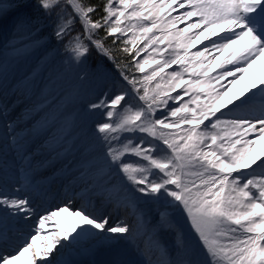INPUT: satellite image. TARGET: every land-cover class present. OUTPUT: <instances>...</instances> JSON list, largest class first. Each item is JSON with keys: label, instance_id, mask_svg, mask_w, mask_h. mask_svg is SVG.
<instances>
[{"label": "snow or ice", "instance_id": "6c2138e0", "mask_svg": "<svg viewBox=\"0 0 264 264\" xmlns=\"http://www.w3.org/2000/svg\"><path fill=\"white\" fill-rule=\"evenodd\" d=\"M258 65L264 0H0V264H264Z\"/></svg>", "mask_w": 264, "mask_h": 264}, {"label": "bare ground", "instance_id": "6f19581e", "mask_svg": "<svg viewBox=\"0 0 264 264\" xmlns=\"http://www.w3.org/2000/svg\"><path fill=\"white\" fill-rule=\"evenodd\" d=\"M179 11H183L182 9L179 10ZM177 13H173V15H176ZM188 22H191V21H188ZM185 23L187 22H182V23H179L177 25L178 28H183L185 26ZM195 49H192V51H194ZM158 59H160V57H158ZM259 67V70H260V74L261 75H264L262 74V67L263 65H258V66H254L253 69H249L248 72H247V75H248V78L250 77V75L253 73V71H255V69ZM167 71V70H166ZM219 71V70H217ZM215 73H210V75H214ZM239 75V74H237ZM244 75V74H243ZM187 79H188V76L186 75ZM245 78V77H244ZM231 79V78H229ZM246 80H247V77H246ZM244 81V80H243ZM223 86L224 88H228V87H232L230 84H228L227 81H221L220 82V85H217V87H220V86ZM17 99L16 100V105H13V112H12V116L13 117H16L18 115L21 114V110L24 109L26 106H29L31 105L35 100L32 98L31 100L28 98V93H27V89L25 86H21V90L20 92H18L15 96H12L11 94L9 95L8 97V101H11L12 99ZM39 117L38 116H34L32 120H29L28 121V124L30 125L34 119H38ZM44 137L41 135L38 137L37 141H36V144H39L40 141L43 139ZM36 145L34 144L33 147H35ZM257 150L260 149L261 145H257ZM38 158H42V157H38ZM66 183L65 180H60V179H57L55 181V183L53 184L52 186V189H51V195L47 198L46 200V203H45V207L47 206H52L53 208L58 205V204H61L64 200H65V195H64V189L62 187V185ZM49 231L53 230L52 227H49L48 229ZM168 241L171 240L172 238L171 237H167L166 238ZM132 257L134 258H139L141 259V262L142 264L146 263V255H140L138 253H136L135 251H133V254H132ZM87 257H82L81 259L85 260Z\"/></svg>", "mask_w": 264, "mask_h": 264}, {"label": "rangeland", "instance_id": "374dc122", "mask_svg": "<svg viewBox=\"0 0 264 264\" xmlns=\"http://www.w3.org/2000/svg\"><path fill=\"white\" fill-rule=\"evenodd\" d=\"M129 35H131V33H129ZM118 43H119V42H118ZM142 46H143V44L140 43V42L138 41V47H142ZM129 47H131V45H129ZM161 47H163V46H161ZM133 53L135 54V50L133 51ZM145 55H147V52H145V53H141L140 57H137L136 60H137V61L141 60ZM123 56H126V57H127L128 54H125V53H124ZM156 58L158 59V56H157ZM90 59H95V58L92 57V58H90ZM155 67H156L155 65H151L150 67H146L144 73H140V72L137 71V70L135 69V67L133 66V67H132V71L135 73V75H136L137 77H143L144 75H148V74H150L152 68H155ZM173 67H175V66H173ZM166 70H167V71H170L171 69H166ZM261 71H262V74H264V65H263ZM239 75H240V74H239ZM239 75H238V76H239ZM244 77H245V78H244V81H245L246 77H247V81H248L249 78H248L247 73H244ZM185 79H187L186 76H185ZM244 81L242 82V84L244 83ZM157 83H162V82L159 80V78H157L156 80L152 81V82L150 83V87H155V85H156ZM238 87H239V86H238ZM178 91H180V90H178ZM173 95H175V93H173ZM32 98H33L34 100L36 99L34 96H33ZM185 99H187V97H186ZM16 100H17V99L14 98V99H12L11 101H7V102H8L10 105L13 106L12 102H13V101H16ZM20 112H21V111H20ZM185 127H186V126H185ZM180 225H181V228H182V230H183L184 235H185L189 240H194L195 238L197 239L196 234H195L194 230H193L192 227H191L190 221L187 220L186 216H182V217H181ZM169 242H171V240H169ZM131 259H133L134 261H137L138 264H142L141 259H139V258H134V257L131 256ZM85 260H87V258H86ZM144 264H146V263H144Z\"/></svg>", "mask_w": 264, "mask_h": 264}, {"label": "trees", "instance_id": "16d2710c", "mask_svg": "<svg viewBox=\"0 0 264 264\" xmlns=\"http://www.w3.org/2000/svg\"><path fill=\"white\" fill-rule=\"evenodd\" d=\"M94 2L100 3V2H102V0H94ZM109 40H111V38H109ZM120 46H121V45L118 43V44H117V47H120ZM115 55H117L118 58L123 59L125 62H129V61H131V57L134 56L135 54L132 53L131 56L128 55V56L126 57V56H123L124 53H122V52H117V53H115ZM93 57L96 58L95 56H93Z\"/></svg>", "mask_w": 264, "mask_h": 264}]
</instances>
